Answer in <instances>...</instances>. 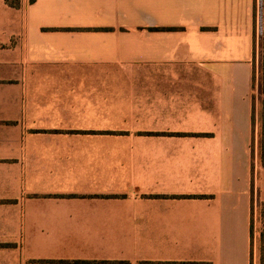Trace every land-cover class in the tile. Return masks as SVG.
<instances>
[{"label":"crops","instance_id":"crops-1","mask_svg":"<svg viewBox=\"0 0 264 264\" xmlns=\"http://www.w3.org/2000/svg\"><path fill=\"white\" fill-rule=\"evenodd\" d=\"M254 1L0 0V264H251Z\"/></svg>","mask_w":264,"mask_h":264},{"label":"trees","instance_id":"trees-1","mask_svg":"<svg viewBox=\"0 0 264 264\" xmlns=\"http://www.w3.org/2000/svg\"><path fill=\"white\" fill-rule=\"evenodd\" d=\"M34 0H30L32 3ZM6 4L12 8H19V0H6ZM256 1H254V31H253V73H252V83L253 88L256 82ZM259 14L261 19V36H260V89L262 100L259 108H256L255 102L253 104L252 110V127L253 131L257 128V149L258 158L261 167L264 169V0H260L259 4ZM264 207V203L262 204ZM260 216L264 219V211L261 212ZM250 237L253 240V225L250 227ZM259 264H264V226L260 230V255Z\"/></svg>","mask_w":264,"mask_h":264},{"label":"rangeland","instance_id":"rangeland-1","mask_svg":"<svg viewBox=\"0 0 264 264\" xmlns=\"http://www.w3.org/2000/svg\"><path fill=\"white\" fill-rule=\"evenodd\" d=\"M256 6L258 8V21H257V27H256V82L254 85V102L256 108H259L262 95H261V89H260V55H261V49H260V36H261V19L259 14V4L260 0H255ZM264 211V207L261 205L252 220L253 225V240H252V258H251V264H259V255H260V230L264 226V219L260 216L261 212ZM254 252V254H253Z\"/></svg>","mask_w":264,"mask_h":264}]
</instances>
